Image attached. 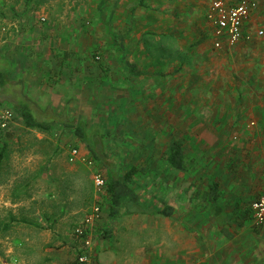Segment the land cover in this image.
<instances>
[{"label": "rangeland", "instance_id": "obj_1", "mask_svg": "<svg viewBox=\"0 0 264 264\" xmlns=\"http://www.w3.org/2000/svg\"><path fill=\"white\" fill-rule=\"evenodd\" d=\"M211 2L0 0V104L15 112L9 128H0V264H72L83 249L75 228L94 205L101 215L88 236L97 258L110 264H183L192 224L183 228L182 217L158 212L120 209L113 215L105 187L96 186L94 176L106 182L134 164L144 168L143 178L173 181L163 152L174 138L184 143L193 173L209 157L225 164L246 154L238 145L245 132L224 131L226 145L216 150L209 140L215 132L207 131L206 143L199 145L192 130L211 118L207 76L223 80L219 73L225 69L232 81L248 59L262 53L240 46L221 55L213 49ZM249 43L256 40L240 44ZM128 61L142 73L126 75ZM102 75L110 80L101 89ZM83 77L89 91L76 97V85L67 82ZM23 103L48 122L46 129L25 124ZM235 135L238 143H232ZM74 147L78 156L71 161ZM253 149L261 166L264 152Z\"/></svg>", "mask_w": 264, "mask_h": 264}, {"label": "crops", "instance_id": "obj_2", "mask_svg": "<svg viewBox=\"0 0 264 264\" xmlns=\"http://www.w3.org/2000/svg\"><path fill=\"white\" fill-rule=\"evenodd\" d=\"M258 1V10L245 24V30L252 37L233 46L224 45L222 48H215L212 40L211 47L219 50L218 54L221 55L240 50V46L246 52L261 50L262 53L256 59H248L246 70L238 72V77H234L232 81L226 80L229 72L225 69L219 73L223 75V80L220 75L214 73L207 76L208 78L205 76L207 82L211 83L205 95L213 101H210L207 108L204 104L203 106L211 118L209 121L200 120L192 129L198 132L194 135L197 136L199 145L206 143L207 131L215 132L209 140L214 139L216 150L226 145L221 138L224 131L245 132L247 134L244 142L238 145L245 148L243 151L246 154H241L232 161L228 160L225 164L219 162L218 156L209 157L208 162L202 164L204 166L199 174L189 169V176L172 175L177 182L174 179L163 181L167 186L163 194L166 198L173 199L177 210L175 216L168 218L182 217L183 228L189 224L193 225L192 233L189 234L192 237L184 241L185 253L181 256L183 264H264V224L257 226L253 222L251 210L252 201L264 189L261 166H256V158L253 155L254 147L264 152V36L260 37L254 31L264 21V0ZM252 39L256 40V43L240 44ZM125 71L126 75L131 74L127 73V65ZM126 75L123 74L124 79ZM102 76L99 77L102 80L101 89L105 87L106 81L110 80V77ZM69 80L67 85L70 88L76 85V97L80 92L89 91L87 88L90 82L87 77ZM229 116L233 117V120L229 119ZM253 135L256 137L251 138ZM233 139L235 141L232 143H238L237 135ZM184 149L187 153L185 145ZM215 184L220 195L215 199H205L204 194ZM190 243L193 244L192 249Z\"/></svg>", "mask_w": 264, "mask_h": 264}, {"label": "trees", "instance_id": "obj_3", "mask_svg": "<svg viewBox=\"0 0 264 264\" xmlns=\"http://www.w3.org/2000/svg\"><path fill=\"white\" fill-rule=\"evenodd\" d=\"M26 1L29 2L30 0ZM116 42H118V48H122L123 42L121 40ZM127 73L140 75L142 72L134 63L128 61ZM19 114L28 127L46 129L49 125L46 121L38 120L26 103L21 104ZM75 130L78 134L85 136L81 126L76 127ZM4 150L0 152L1 158ZM163 157L171 175H175V177H179V175L189 176V157L180 139H172L171 143L165 147ZM144 172L142 166L132 164L119 176H112L105 182L106 194L112 205L111 214H117L120 209H124L125 212L129 213L148 211L158 212L167 217L175 216L177 210L173 199L171 197L166 198L163 194L167 188L165 183L160 180H152L150 177L143 178ZM219 195L215 184L208 193L204 194V197L205 199H210V197L215 199ZM72 264H75V260Z\"/></svg>", "mask_w": 264, "mask_h": 264}, {"label": "built area", "instance_id": "obj_4", "mask_svg": "<svg viewBox=\"0 0 264 264\" xmlns=\"http://www.w3.org/2000/svg\"><path fill=\"white\" fill-rule=\"evenodd\" d=\"M259 8L258 0H212L207 11V18L212 27L213 45L222 48L224 45L233 46L243 39H249L251 34L245 30V24ZM258 36H264V21L255 28ZM15 112L6 105L0 104V128L7 129L14 122ZM78 149L72 148L69 159L75 160ZM264 183V160L261 163ZM95 185L103 187L105 180L101 174L94 176ZM253 222L259 226L264 224V189L251 203ZM101 215L99 205H94L85 215L82 222L76 226L75 234L81 240L83 249L77 253L75 264H104L97 258L91 247L88 234Z\"/></svg>", "mask_w": 264, "mask_h": 264}]
</instances>
